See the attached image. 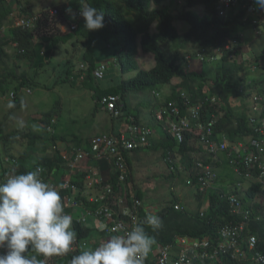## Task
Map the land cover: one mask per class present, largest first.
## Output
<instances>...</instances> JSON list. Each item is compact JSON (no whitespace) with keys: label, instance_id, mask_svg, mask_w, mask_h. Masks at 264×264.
I'll use <instances>...</instances> for the list:
<instances>
[{"label":"trees","instance_id":"trees-1","mask_svg":"<svg viewBox=\"0 0 264 264\" xmlns=\"http://www.w3.org/2000/svg\"><path fill=\"white\" fill-rule=\"evenodd\" d=\"M12 1L0 0V40L3 41L5 46L8 42L18 43L17 51L24 54L19 55L17 60L23 62L24 65L26 61L28 65L25 66L29 69L35 68L34 70L37 71L31 76L28 70L24 68L25 66L7 67L4 63L6 52L0 49L1 95L9 92L16 83L17 91L21 88L34 87L51 90L50 85H41L42 83L39 81L40 71H43L42 68L45 63L55 55L56 47L61 44L66 46L65 53L69 56V59L63 64L65 71L56 83H71L72 86H81L90 90L93 99L96 101L95 113H98V101L104 96L118 95L123 101L125 94L129 91L159 92L175 79H178L180 83L172 88L168 100L179 103L183 115L185 113L181 100L183 91L193 96L194 100L204 97L210 99L212 96H216L219 99L221 97L223 102H227L231 98L244 99L248 97L246 89L253 92L263 84V81L259 78L250 79L249 84L248 80L243 78V73L248 67L245 64L248 59L244 57V51L253 41L250 30L256 20L255 16L246 15V10L243 8L244 0H238L236 7L233 9L222 10L228 13L222 17L217 12L220 0H87L92 7L104 13V27L98 33L85 30L84 20L78 21L80 19V0H65L62 1L65 3V20L79 23V30L75 35L65 36H62L60 31L55 29L56 22L51 21L49 15L45 12H43L42 18L34 31H27L22 28L12 29L6 26L5 23L9 15L17 8H23L24 4L29 2V0H17V3ZM184 6L186 7L185 10L180 13ZM198 6L203 8V13L195 12L194 8ZM68 8L72 9L71 14L67 12ZM176 22L186 26L185 33L179 32ZM3 27H7V30H2ZM35 38L40 39L39 43H34ZM101 39L103 40L100 41ZM108 39H111L112 42L109 43ZM231 40L235 42L232 51L227 58L222 59L221 71L216 78L209 81L206 67L209 64H217L218 59L212 60V58L218 56L221 53L220 51L224 52ZM116 42L119 47L115 46ZM262 53L258 55L259 60L264 58ZM140 54L143 57L139 58ZM146 54L151 56L155 62V66L150 70L140 67L139 60L145 59ZM107 58L115 60L120 66L122 74L127 73L130 77L117 86L102 85L101 81L106 78L107 70L102 79L97 78L94 71L98 67V62ZM192 62L197 65L198 72H190L189 63ZM253 64L256 65L258 72L264 79V66L258 62L257 58L253 59ZM80 65L84 66L85 69H82ZM134 71H137V74L132 77ZM83 73L84 80L81 81L82 83H78ZM49 81H53L52 76ZM240 88L244 89L240 91ZM227 92H230L229 95ZM15 104L17 108L21 109L22 101L20 98L15 100ZM218 109L219 105L213 104L211 101L205 102L202 109V122L209 118V114L206 115V113L210 112L216 117ZM124 111H126V115L133 114L139 120L137 110L132 112L125 108ZM221 115L223 116V113ZM186 116L192 119L191 114ZM39 117V122L49 125L54 117V112L43 113ZM246 120L245 116L240 120L238 117L236 118L233 110L227 111L217 126V132L237 134L241 130L245 131L244 129H247V126L242 122ZM195 124L196 121L192 120V125ZM101 135L104 134H97L94 137ZM94 137L89 136L85 140L83 137L72 136V139H70V137L62 136V138L59 137L53 141L62 142L67 140L69 143H74L75 147H70V150L75 153L78 150H88ZM3 141H5L4 149L7 150L8 138L5 136L4 128L0 124V144ZM34 143L43 144L40 138L35 139ZM151 143L152 145H149V147L139 148L133 153L130 150L122 152L128 166L126 179L123 182L119 179L121 173L116 172L115 161H110L112 181H108V185L114 190L111 206L116 215L123 216L122 219L129 224H132V215L136 223L143 222L146 217L145 208L148 207V204L145 206L144 201L147 194L143 195L134 182L131 171L133 157L139 159L138 156L141 153L146 154L151 151H163L164 157H166L167 153L172 151L177 156V160L173 161L175 171L171 175L167 173L166 180L173 179L175 182H178L175 179L180 180L181 186H183L187 184L191 176H194V173H191V161L186 154L188 152L199 153L205 151L204 141L192 135L181 145H178L170 136H167L163 141L156 140L151 141ZM42 149L44 152L48 149L47 143L43 145ZM11 160L18 161L19 170L4 168L0 172V179L30 171L28 169V155H22L19 158L13 155ZM86 162H92V160L86 157L81 164ZM32 163L35 169L37 167L42 169L41 177L50 181L65 161L62 154H60L59 157L45 155L40 160H32ZM92 171L94 172L92 173L93 176H99L97 171H94V169ZM258 173L257 171L255 174L258 175ZM55 175L57 181H62L58 184L68 180L66 176L60 175L59 172ZM87 176L88 174L80 173L75 179H72L73 176L68 178H71L80 189H83L87 182ZM162 177L164 178V176ZM194 180H197V178ZM106 186L104 184V187ZM238 191L239 188L234 190L232 187L228 189L220 187L215 192L207 191L202 194L195 192L194 198L198 201L196 210L193 211L187 208H184L183 211L176 210L174 204L180 203L177 197L168 202L163 212L155 214L162 219V226L153 231L145 225V230L156 240L148 259L150 257L151 260L152 253L156 251L160 256L162 251L168 247H172L174 251H177L178 239H183L186 236L201 244L207 243L210 248L216 246L217 235L213 231L220 228L221 225L229 223L237 226L244 224L248 233H244L245 237H256L258 241V251L256 252L264 254V184L256 180L252 181L246 195L257 202L255 207L245 208L250 210L248 215L244 213V209L238 212L233 206L232 196L240 194ZM65 193L61 197L64 202L63 197L67 196L70 201L88 203L87 199L80 194L66 195ZM121 197L126 199L128 203L121 204L119 202ZM136 201H139L140 205L135 207L134 203ZM72 204V202H68L69 206L65 207V213L69 214L68 210H73V207H70ZM202 211L206 213V218L200 217ZM89 227L87 228L79 222L72 223V228L76 232L78 240L83 243H89L94 237V232L98 233L103 239L106 237L105 233L96 231L95 227ZM84 248L86 247L82 246L76 253L64 255L56 264H70L72 256L79 254ZM242 248L245 250V255L249 256V248L246 245H243ZM212 251L213 249L209 252ZM191 258L192 264H254L250 261L237 262L229 254L223 256L222 261L219 260L221 263L213 262L203 253L195 258L191 256ZM155 264L157 263L155 262Z\"/></svg>","mask_w":264,"mask_h":264},{"label":"clouds","instance_id":"clouds-1","mask_svg":"<svg viewBox=\"0 0 264 264\" xmlns=\"http://www.w3.org/2000/svg\"><path fill=\"white\" fill-rule=\"evenodd\" d=\"M13 1L14 3H17V0H13ZM244 1L245 4L243 8L246 10V15L247 16L252 15L256 17V20L253 22L252 30L254 33V39L255 40L259 39L257 41L259 42L258 46H260V49H257V54L259 55L261 52H263L262 54L264 57V0H244ZM237 3L238 0H234V1L220 0L217 7L218 14L221 17L225 14H228L223 12L222 10L233 9L236 7ZM64 4L65 3L62 2L61 10L56 9L57 6L53 5L51 6V9L49 8L44 11L34 12L33 9H31L32 7L31 1L29 0L28 4H25L23 8H17L16 11H14L9 15L5 25L12 29L22 28L27 31L29 30L34 31L42 18L43 12H45L49 16L52 15L53 17L60 18L63 21V23H65L69 32L68 34L65 35H70V34L75 35V33H77V31L79 30V23H74L71 22L70 20H65L66 12L64 8ZM194 9L195 12L197 13L204 12L203 8L199 6ZM67 12L71 14L72 9L68 8ZM16 13H18L19 15L14 20L13 17L16 15ZM79 15H80L79 17L80 19L78 21L84 20V28L87 31H95L96 33H98L100 29L104 27V13L101 10L92 7L87 2V0H80ZM61 28H63V26H61ZM61 28H57L60 31V33L62 32ZM185 28L186 26L184 25V29ZM178 29L180 33L182 34L185 33L184 30L181 31L179 26ZM2 30H7V27H3ZM0 42H1L0 49L5 50L6 52V55L4 57V63L7 67H8V63H6L5 61L6 59H10V60L12 58L17 59L19 55L24 54L23 52L19 53L17 51L19 46L18 43L8 42L7 45L5 46L2 40H0ZM234 43H235L234 40L229 41V45L226 47V50L224 52L220 51L221 53H219L218 56L213 57L212 60L216 58L218 59L219 64H222L221 63L222 59H225L229 56V53L233 49ZM57 48L58 47H56L55 49V55L50 60H48L45 63V65L55 58H57L58 60L53 61L54 63H57L60 60ZM7 49H11L12 50L11 53ZM146 56L148 55L146 54ZM141 57L143 56L140 54L139 58ZM258 58L259 57H257L258 62L264 66V58L260 60ZM12 64L13 65L11 67L21 66V65L23 66V62H21L20 60L13 61ZM245 64L248 67L243 73V78L248 80V84L250 83L249 82L250 79H258V78L259 80L261 79L263 81V84L262 86L255 89L253 92L245 88L248 97L244 99L237 100V98L235 99L231 98L227 102H223L221 100L222 99L221 97L219 99L216 96H212V98L210 99L204 97L194 100L192 98L193 96L183 91L181 98L183 107L185 108V113L183 115L182 108L180 107L179 103L168 100V97H170L172 93V88L174 86H178L180 83L178 79H175L172 81L171 84L167 85L166 88H163L159 92L153 91L151 93H144L147 94L148 97L150 98L149 102L142 103L143 106L150 107L149 113L145 114L146 115L145 119L142 118L144 114L142 113L139 107L137 108V111L139 112V120L136 119V117L133 114L126 115V111H124L125 108H127V110L132 111L130 109V106L128 105V102L125 101L126 96L124 97L123 101L120 99L118 95L104 96L100 101H98V109L103 111L100 107V104L104 98L110 96H116L118 97V106L120 107L121 110L120 117L115 118L112 117L108 112L106 111L103 112L109 115V117L112 120L114 119L121 120L123 123V127H120L121 129H125V127H127L128 124L131 123V120L134 119L135 121L134 124H137L141 128L140 130H149L150 135L147 138L148 145L143 147H149V145H152L151 141H156V140L163 141L167 138V136H170V138H172L175 142H177L178 145H181L182 143H184L185 140H188V137L190 135H192L193 137L196 136L198 139H201V137L193 133L185 132L183 141L179 142V140L172 135L171 129L169 128L172 121L166 116V123L160 122L156 119L155 114L160 109L166 108L169 105V103H174L180 109V113L182 116H185V114L186 115L189 114V109L199 106L201 108V120H202V109L204 108L205 102L211 101V103L219 105L217 116L215 117L210 112L206 113V115L209 114V118L206 119L204 122H208L210 120L215 121V125L213 127V138L212 140L204 141L205 151L199 153L188 152L186 154L188 159L191 161V165H192L191 173H194L193 170L196 168L198 163H201L204 166H210L213 170V173L216 175V179L213 184L214 188L208 191L215 192L217 189V184L223 180V178L219 177V174L216 172L217 171L216 168L220 167L221 165H224V159H227L231 168L235 171L237 175L245 178L247 181H251V183L254 180L260 182L259 181L260 172L258 169L254 172L253 178L247 177L245 170L242 169L243 173H239L236 170L235 167L236 164L234 163V161L238 160V156H241L243 158L250 153V151L252 150V143L254 140L261 141L262 139H264V134L260 132L261 126L264 123V87H263L264 79L263 76H261V74L258 72L257 67L255 64H253V62L247 61L245 62ZM25 65H28L26 61H25ZM80 67L82 69H85V67L82 65H80ZM55 68H56V73L54 77L57 80H59L58 78L62 76V73L58 72V68H59L58 65H55ZM144 68H149V67H144ZM191 68L192 67L190 64L189 65L190 72H198ZM106 70H108L107 63L98 62V67L94 71V75L97 78H100L96 75V73L101 72L103 76L100 79H102L104 77ZM64 71H65V67H64ZM251 73H255V75L250 78L249 76ZM83 75L84 73L81 75L78 83H82L81 81L84 80ZM16 88H17V83L12 86L9 92H6V94L2 95V97L7 96V101L11 102V106L9 108L12 109V111L9 114L13 116H16L20 111V108L16 107L15 100L17 98H20L23 106L25 104L23 101L24 95L26 94L25 92L31 94L30 88H21L18 91L16 90ZM242 89L244 88H240V91ZM166 91H168V94H164V92ZM9 93H11V98L8 95ZM229 93L230 92H227L228 95ZM251 96L253 97L251 98ZM230 110H233L236 118L238 117L239 120L242 119L243 116L247 118L245 122H242L246 124L247 129L243 128L245 131L241 130L237 134H233L232 132L218 133L217 126L219 122H221V118L224 117L227 111ZM134 111L135 110H133L132 112ZM221 113H223V116L221 115ZM39 116L36 118L37 121L35 120V122H37L38 124L33 126L32 128H29V130L31 129L32 134L31 135L28 134V136L32 137L33 140L37 138L42 139L43 144L34 143L33 141L32 145L30 146L31 147L35 146L36 148L34 149L35 153L33 155L26 153L22 154L29 156L28 169L30 171H27L26 173L23 174H13L0 179V264H45L47 258L58 256L57 259L58 261L60 258H62L64 255L68 253L73 254L78 251L77 250L75 252H71L73 243L76 239L78 240V238L76 232L72 228V223H73L72 216L65 213L64 211L65 207L69 206L67 196L63 197V199L67 204L62 205L64 201L61 199V197L65 192L59 193L56 190V188H59L60 186L64 187L62 184L65 183L66 181H71L75 185L77 184L74 183L71 179L64 181L62 184H58V183L55 184L52 182V180H50L52 182L51 183L46 178L41 177L42 169L39 167L35 169L32 163V160L35 161L40 160L45 155L52 157H59V155L62 154V158H63L64 155L73 153L71 152L70 147H75V144L62 141L61 144L65 145L64 147H62L58 143L60 141L54 142L53 141L54 139L60 137L57 131L58 127H57L56 118L53 117L51 124L46 125L39 122V118H40ZM10 118L13 120L15 119L13 117ZM18 122L20 123L21 127L23 125H26V124H22L21 121ZM15 127H18L17 124L15 125ZM4 132H5V136L8 138L7 144L11 145V148H13L12 144L16 143L17 137L15 135L10 136L5 129ZM11 139L14 140L10 142ZM208 142H213L218 145V153L216 155L207 153ZM225 142L227 144V150H221V145L222 143ZM46 143L48 147L49 144L53 145V151L49 153L47 149L45 151V154L40 159H36L35 158L36 152L44 151L43 149L41 150V148H43V145ZM4 147H5V141H3L0 144V172L4 168H11L18 171L19 170L18 161L11 160V156L13 155L5 153V151L10 150L11 148L8 147L7 150H5ZM130 151H132L133 153L137 151V149ZM163 159L167 164V170L169 171L168 173L171 175V173L175 171V168L173 166V161L177 160V156L175 155V153H172V151H169L167 153V156ZM64 164L68 167V170L71 171L69 162L65 161ZM109 168L111 169L110 163H109ZM76 169H78V167ZM257 171L259 172L258 175L255 174ZM92 177L93 176H90V178ZM94 178L95 179L93 184L94 186H97L95 184V180L99 178L97 175L94 176ZM194 179H195L194 176L193 177L191 176V178L187 181V184L183 186H181L180 180L175 179L176 181H178L175 182L173 181V179H169V181H171L170 185H173L171 187L172 192L176 194L175 192L176 188L183 189L184 191L189 190V194L193 195V197L195 192H198L199 194L207 192L205 191L201 193L196 187L197 180ZM99 180L101 181L102 179ZM190 180H194L195 186L188 185V182ZM109 181H112V169H111V176ZM107 182H105V180L104 182L101 181L100 182L101 187H104V184L108 185ZM51 185H53L54 187ZM241 186H242L241 184H238L237 186L234 187V190L237 188H241ZM77 188H78V192L70 191L69 193L66 192L65 194L79 195L80 191L84 190V188L80 189L78 185ZM100 192H101V188L99 189L98 193L100 194ZM235 196H237L240 199L242 203L240 211L244 209V213L249 214L250 210L247 209H249L250 206L252 207L256 206V202H257L256 200H254L253 203H247L245 199L240 196V194H236ZM174 199H176V195L172 199V201ZM193 200L197 204L198 200H195V198ZM82 202L80 206H78L77 208H73V210H77L81 208ZM233 206L236 209L234 204ZM70 207H72V205ZM174 208L178 211L184 210V207L180 209V203L174 204ZM164 210L165 208L161 210H156L152 207L151 208L146 207L145 208L146 217L143 222L135 224L131 228V230L125 232L124 234H112L108 239L104 241L103 238L100 237L99 238L100 244L97 247L82 249L79 254L72 256L70 260V264H145L148 255L150 254L153 246L156 244L155 238L153 236H150L148 232L145 230V225L150 227L153 231L158 230L162 226V219L155 214L159 212H163ZM200 213H201L200 214L201 218H206L205 212L202 211ZM79 224H83V223L79 222ZM83 225L85 226V224ZM228 225H232L234 227L237 226V225H233L232 223H229V224L221 225L220 228L216 229L215 231H218L219 229H222ZM111 231L113 233H116L115 228H113ZM184 239L191 240L188 236H186ZM88 244H91V241ZM244 245H246V243ZM212 249L213 247L207 250V252L210 253L209 251ZM201 251H204V249ZM234 252L235 250L226 253L220 252L219 256L216 259H211V260L213 262L221 263L219 260L222 261L223 256L229 254L231 258L237 262L250 261L251 263L258 264L255 262V260H252L253 258L251 256L252 251H250L249 256L245 255L244 258L234 257ZM213 254H214V250L210 253V256H212ZM210 256L208 257L209 259ZM257 256L259 259L264 260V256H261L259 253L257 254Z\"/></svg>","mask_w":264,"mask_h":264},{"label":"rangeland","instance_id":"rangeland-1","mask_svg":"<svg viewBox=\"0 0 264 264\" xmlns=\"http://www.w3.org/2000/svg\"><path fill=\"white\" fill-rule=\"evenodd\" d=\"M31 1V9L34 12L44 11L46 9H51V6L56 5L58 10L62 9V1L65 0H30ZM25 5V4H24ZM59 5V6H58ZM55 7V6H54ZM185 6L181 9L180 13L185 10ZM179 13V14H180ZM19 14L13 17L15 20ZM40 15V14H39ZM50 20L56 22L54 25L55 29L61 28V35L68 34V28L63 23L60 18L53 17L52 15L49 16ZM179 28L184 30V26L176 22ZM65 25V26H64ZM251 36L254 39L253 30H250ZM101 39L100 41H102ZM40 41L39 38L34 40V43H38ZM111 43V39L107 40ZM1 43V42H0ZM180 44V43H178ZM258 42L255 43V47L258 46ZM185 45V44H184ZM115 46L119 47V44H115ZM181 49V47L179 46ZM11 53V49H7ZM57 51L59 53L60 60L57 63L53 61H57L58 59L55 58L48 62L40 71V78L39 81L42 83L41 85L48 86L52 88L51 90H45L44 88H30L31 94L25 92L24 95V105L20 109L19 113L16 116L10 115L9 113L12 111L9 107L11 106V102L7 101V96L2 97L0 96V123L4 127V129L9 133L10 136L15 135L16 143L8 145L11 148L8 151H5L6 154L15 155L16 158H19L23 153L33 155L34 147H31L33 143V138L29 137L32 134L31 129L33 126L37 125L38 123L35 122L36 118L43 113L54 112V117L57 120V131L58 135H63L65 137L76 136V137H85L90 136L94 137L97 134H110L112 132V128L120 127L122 123L119 119L111 120L109 119V115L101 113H95V106L96 101L92 97V93L90 90H87L81 86H72L71 83L59 84L56 83L57 79L54 77L56 73L55 65H58V72L62 73L64 71L63 63L69 59V56L65 53L66 46L61 44L58 46ZM119 51V50H118ZM71 58V57H70ZM16 58L6 59V63H8V67L12 66L13 61H16ZM138 60V57H137ZM99 62H105L108 65V70L106 72V78L101 81L102 85H119L123 80H127L130 75L127 73L122 74L120 70V66L115 62V60H111L110 58L101 60ZM140 67L145 70H150L155 66V62L152 61L150 56H146L145 59L139 60ZM153 64V65H152ZM191 69L198 71L197 65L192 62ZM152 65V67H151ZM23 63V67H24ZM149 67V68H144ZM26 70L29 71V74L32 76L34 74L35 68L31 70L25 66ZM41 69V70H42ZM206 71L209 74V81L216 78L218 73L221 71V67L219 62L217 64H209L206 67ZM3 71L1 70V73ZM137 71L132 73V77H135ZM255 73L250 74V78L254 76ZM53 78V81H49V78ZM178 84V82H177ZM11 98V93L8 94ZM22 96V95H21ZM125 101L128 102L130 109L137 110L139 107L143 114L149 113L150 107L143 106V102H149L150 98L147 94L135 91H129V93L125 94ZM95 113V115H94ZM10 117L15 118L14 120ZM145 117V115H143ZM145 119V118H143ZM31 120V121H30ZM58 120L60 122H58ZM21 121L23 125L21 127ZM30 121V123H29ZM37 121V120H36ZM17 124L18 127H15ZM113 126V127H112ZM152 126V125H150ZM99 127V128H98ZM36 131V130H35ZM14 139H11L12 142ZM61 144V142H58ZM53 151V145L49 144L48 152L51 153ZM164 152H154L151 151L146 154H140L138 156L139 159L134 158L132 160V168L131 171L133 173L134 182L136 183L137 187L140 189L141 193L145 195L144 201L145 206L148 204L149 208H154L156 210H161L166 208L167 203L171 202L172 199L176 197L180 201V209L187 208L188 210H196V202L193 200V195L189 194V190L184 191L183 189L176 188V194L172 192L171 181H166V174L169 172L167 170V164L165 163L164 159ZM165 158V157H164ZM225 165V166H224ZM223 167H217L216 172L219 174V177L223 178V181H220L217 184V188L223 187L224 189H228L229 187L234 188L238 184H241V188H239V193L242 198L245 199L247 203H253L254 200L246 195L249 187L251 186V181H247L245 178L237 175L235 171L231 168L227 159H224ZM7 166V165H6ZM164 176V178L162 177ZM158 177V178H157ZM74 179V178H72ZM55 181V180H54ZM252 205V204H250ZM95 227L96 225L94 222H90L89 226ZM181 246L184 247V244L181 243ZM86 248H92L91 244H87ZM61 257V256H60ZM58 256H53L47 258L45 264H56Z\"/></svg>","mask_w":264,"mask_h":264},{"label":"built area","instance_id":"built-area-1","mask_svg":"<svg viewBox=\"0 0 264 264\" xmlns=\"http://www.w3.org/2000/svg\"><path fill=\"white\" fill-rule=\"evenodd\" d=\"M98 77H102L101 72H97ZM184 96V95H183ZM100 107L103 111L108 112L112 117L118 118L121 115L120 107L118 106V97L110 96L102 100ZM189 114L191 117L182 116L180 109L174 104L169 103L166 108L160 109L155 117L158 121L166 123V116L172 121L169 128L174 137H176L179 142H182L184 139V133L189 132L196 134L201 137V140H212L213 138V127L215 125L214 120L208 122H202L201 120V108L199 106L189 109ZM179 117V119H178ZM192 120L196 121V124L192 125ZM134 119L131 120V123L128 124L125 129H121L118 134H105L98 137H94L91 141L90 147L88 150H78L72 154L64 155L63 159L69 162L71 172H73L79 165L82 163L86 157L94 161L105 160L110 163L111 160L115 161L116 172L121 173L119 179L121 182L125 181L126 174L128 172V166L125 163V158L123 157L122 152L128 150H135L140 147L148 145V136L150 135L149 130H140L141 128L134 124ZM260 132L264 134V123L261 126ZM207 153L216 155L218 153V145L213 142L207 143ZM221 150H227V144L222 143ZM119 156V157H118ZM118 157V159H117ZM236 164V170L239 173H243L242 169L245 170L247 177H252L254 172L258 169L260 172L259 181L264 184V139L254 140L252 143V150L250 153L241 157L238 156V160L234 161ZM111 164V163H110ZM194 178H197L196 187L202 193L213 189L214 181L216 175L213 173V170L210 166H204L201 163H198L196 168L193 170ZM101 181L104 182L102 179ZM99 179L95 180V184L101 188L100 194L91 199L92 204L95 208L88 209L84 212L82 218L78 221L83 224H87L89 218H94L97 220V231L105 233L106 237L103 239H108L112 234H124L125 232L131 230V228L137 224L132 215V224L127 223L126 220H123L120 215H116L111 206L112 198H114V190L111 186L107 185L106 187H101ZM64 187L56 188V190L61 192H78L77 185L73 184L71 181H66L62 184ZM188 185L195 186L194 180H190ZM53 186V185H51ZM54 187V186H53ZM68 202H72V207L77 208L81 203L75 201H70V198H67ZM121 204H127L128 201L121 197ZM232 202L235 205L236 209L240 211L242 203L240 199L233 195ZM139 206L140 202L136 201L134 206ZM178 208V207H177ZM248 214V213H247ZM245 225L241 226H232L228 225L218 231H213L217 235L216 246H213L214 254L210 256V253L207 250L210 248L208 244H201L196 240L189 239H178V252L174 251L172 247H168L162 251L160 256L158 253H152V258L146 259L145 264L155 262L157 264H192L191 256L197 257L200 254H205L207 257L210 256V259H216L219 256L220 252H234V257L244 258L245 250L242 246L246 243V247L252 251L251 256L252 260H255L258 264H264V260L258 258L257 254L261 256L264 254L258 251V241L256 237H245L244 233ZM115 228L116 233H113L111 230ZM248 234V233H247ZM103 238V237H102ZM102 241V242H103ZM95 245L96 242L91 240ZM181 243L184 244V247L181 246ZM88 244V243H87ZM86 243L75 240L72 246L71 252L78 250L80 246H85ZM204 251H201L203 250ZM193 258V259H194ZM152 264V263H151Z\"/></svg>","mask_w":264,"mask_h":264},{"label":"crops","instance_id":"crops-1","mask_svg":"<svg viewBox=\"0 0 264 264\" xmlns=\"http://www.w3.org/2000/svg\"><path fill=\"white\" fill-rule=\"evenodd\" d=\"M257 40H259V39H256V40L253 39L251 44H249L248 48L244 51V55H245L244 57L246 59H248L249 62H253V59H256L258 57V54H257V49L258 48H257V46L255 47V45H254L255 43L258 42ZM164 94H168V91L164 92ZM98 111H100L101 113H104L103 111H101L99 109H98ZM108 118L111 119L110 117H108ZM142 118H145V117H142ZM58 122H60V121L58 120ZM115 127H117V126H115ZM115 127L112 128V132L111 133H115V134L119 133L121 131L120 127H123V123L120 124V127H118V128H115ZM62 136L63 135H61L60 138H62ZM74 137H76V136H74ZM88 138H89L88 136L83 137V139H85V140L88 139ZM70 139H72V136H70ZM63 142H68V141L66 140V141H63ZM60 146L64 147L65 145L60 144ZM41 150H42V148H41ZM44 154H45L44 151H42V152L37 151L36 154H35V158L36 159H40ZM221 166L223 167V165H221ZM92 169H94V171H97V173H99V176H98L99 179H103V180H105V182L109 181L110 176H111V169L109 168V162H107L105 160H102V161H99V162H93L92 161V162H86V163L80 164L78 169L74 170V172H71L70 170H68V167L65 164H62L60 169H59V171H58L60 173V175L66 176L67 179H69L68 177H70V176L71 177L73 176V178L75 179V177L77 175H79L80 173L88 174V176L86 178V180H87L86 187H84V190L80 191L81 196L85 197L87 199L88 203L90 202V199L98 196V194H99L98 192H99V189H100L99 187L94 186V184H93L95 178H94V176L92 174V173H94L92 171ZM58 172H56V173H58ZM55 174H54V176L52 178V182L57 184L58 182H61V181H57V177H56ZM90 176H93V177L90 178ZM88 203L82 202L81 208H79L77 210H72V209L68 210L69 214H71V216L73 218V223L78 222L82 218V216L85 215L83 213L86 212L88 209L95 208L94 205L91 202H90V204H88ZM66 204H67L66 202L62 203V205H66ZM90 222H94V224L96 225L95 226V230L97 231V229H96V227L98 225L97 220L94 219V218H89L88 221H87V224L85 225L87 228L89 227V223ZM91 227H93V226H91ZM93 236L94 237L92 238V240L95 241L97 244L94 245L91 242V246H92V248H95V247H97L100 244L99 238L101 236H99V234L96 233V232L93 233Z\"/></svg>","mask_w":264,"mask_h":264}]
</instances>
